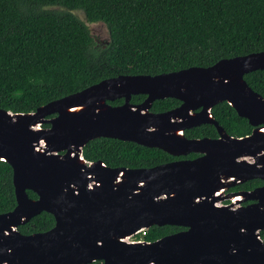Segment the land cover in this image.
Segmentation results:
<instances>
[{
	"label": "water",
	"instance_id": "1",
	"mask_svg": "<svg viewBox=\"0 0 264 264\" xmlns=\"http://www.w3.org/2000/svg\"><path fill=\"white\" fill-rule=\"evenodd\" d=\"M85 25L97 44H109L103 22ZM257 70H264V52L207 68L105 79L32 113L0 109V161L12 169L16 201L0 214V264H264V98L243 78ZM135 95L145 99L132 104ZM117 99L123 103L108 104ZM164 99L180 105L150 112ZM222 102L248 122L249 135L232 137L218 125L212 108ZM201 125L214 126L218 137L184 136ZM98 138L201 156L109 168L83 158V147ZM253 179L263 185L223 196ZM234 198L237 203L218 205ZM246 201L252 203L236 207ZM41 212L53 216L50 230H17ZM166 225L186 229L153 242L129 241Z\"/></svg>",
	"mask_w": 264,
	"mask_h": 264
},
{
	"label": "trees",
	"instance_id": "2",
	"mask_svg": "<svg viewBox=\"0 0 264 264\" xmlns=\"http://www.w3.org/2000/svg\"><path fill=\"white\" fill-rule=\"evenodd\" d=\"M72 12H81L86 23L103 22L109 44H97L85 22ZM258 52H264V0H0V109L32 113L105 79L207 68L222 59ZM243 78L264 98V70ZM144 98L132 96L130 103L140 104ZM121 103L122 99L109 102ZM179 105L175 99L156 100L150 111L162 113ZM212 115L229 136L244 137L252 130L225 102L215 105ZM184 136L214 139L217 132L212 125H201ZM82 155L88 162L126 169L172 160L161 150L107 138L89 141ZM261 185L253 179L234 190ZM26 194L36 199L31 191ZM15 204L12 169L0 161V214ZM53 226V216L41 212L17 230L30 235ZM179 229L152 226L135 238L153 242ZM260 237L264 242V230Z\"/></svg>",
	"mask_w": 264,
	"mask_h": 264
},
{
	"label": "flooded vegetation",
	"instance_id": "3",
	"mask_svg": "<svg viewBox=\"0 0 264 264\" xmlns=\"http://www.w3.org/2000/svg\"><path fill=\"white\" fill-rule=\"evenodd\" d=\"M99 44H101V43H99ZM145 99V98H144ZM118 100V99H117ZM114 102V101H113ZM122 103H123V99H122ZM121 103V104H122ZM108 104H109V102H108ZM121 104H119V105H121ZM111 105V104H110ZM115 106H117V105H115ZM151 112V111H150ZM153 113V112H152ZM199 127V126H198ZM214 127V126H213ZM188 130H190V129H188ZM216 130V129H215ZM224 130V129H223ZM185 131H187V130H185ZM184 131V132H185ZM252 131V130H251ZM251 133V132H250ZM217 137H218V135H217ZM216 137V138H217ZM189 139V138H188ZM170 157H172V160H169L167 163H169V162H175V161H183V160H193V159H196V158H198V157H200L201 155L200 154H196V153H190V154H188V155H186V156H172V155H169ZM165 164V163H164ZM251 181V180H250ZM248 182V181H247ZM246 183V182H245ZM242 184H244V183H242ZM242 184H238V185H235V186H233V187H231V188H229L228 190H226V191H224V193H223V196H226L227 194H231V193H238V192H246V191H242V190H240V189H237V190H234L236 187H238V186H240V185H242ZM262 186V185H261ZM253 190V189H252ZM251 191V190H250ZM237 201H238V198H234V199H232V200H224V201H221V202H219L218 203V205L219 206H227V205H229V204H231V203H237ZM252 202L251 201H246V202H240L239 204H237L236 205V207L237 206H246V205H248V204H251ZM167 226V225H166ZM172 227H178V226H172ZM178 228H180L177 232H180V231H184L186 228H183V227H178ZM177 232H175V233H177ZM175 233H173V234H175ZM171 235V234H170ZM168 236V235H167ZM165 237V236H164ZM100 264V263H99Z\"/></svg>",
	"mask_w": 264,
	"mask_h": 264
},
{
	"label": "rangeland",
	"instance_id": "4",
	"mask_svg": "<svg viewBox=\"0 0 264 264\" xmlns=\"http://www.w3.org/2000/svg\"><path fill=\"white\" fill-rule=\"evenodd\" d=\"M49 9H51V10H60V11H63L64 9H62V8H58V7H51V8H49ZM74 15H76L77 16V18H79L81 21H83V22H85V20H84V16H83V14L81 13V12H72ZM86 23V22H85Z\"/></svg>",
	"mask_w": 264,
	"mask_h": 264
},
{
	"label": "built area",
	"instance_id": "5",
	"mask_svg": "<svg viewBox=\"0 0 264 264\" xmlns=\"http://www.w3.org/2000/svg\"><path fill=\"white\" fill-rule=\"evenodd\" d=\"M144 231L140 232V233H143ZM139 233V234H140ZM138 234H136L135 236L131 237L129 241H142L141 238H135Z\"/></svg>",
	"mask_w": 264,
	"mask_h": 264
}]
</instances>
